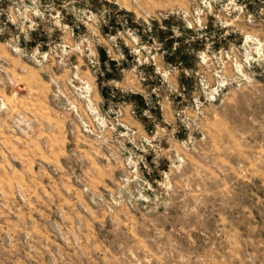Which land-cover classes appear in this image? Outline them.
<instances>
[{"label":"rangeland","instance_id":"1","mask_svg":"<svg viewBox=\"0 0 264 264\" xmlns=\"http://www.w3.org/2000/svg\"><path fill=\"white\" fill-rule=\"evenodd\" d=\"M0 264H264V0H0Z\"/></svg>","mask_w":264,"mask_h":264}]
</instances>
